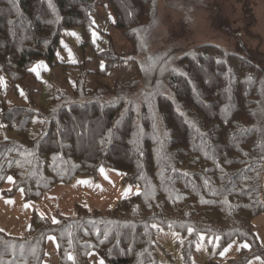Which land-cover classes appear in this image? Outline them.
<instances>
[{"label": "trees", "instance_id": "16d2710c", "mask_svg": "<svg viewBox=\"0 0 264 264\" xmlns=\"http://www.w3.org/2000/svg\"><path fill=\"white\" fill-rule=\"evenodd\" d=\"M99 2L0 0L1 41L13 38L15 29L22 44L30 42V33L49 42L43 52L22 48L16 61L10 58L13 64L1 63L0 70L14 80L34 56L52 62L63 29L80 28L92 45ZM157 2L108 0L113 24L133 50L118 53L111 45L95 50L105 67L95 71L93 89L84 86L83 69L76 85L58 90L47 110L13 107L0 114V123L18 132V138L0 140V191L22 188L26 200L37 199L102 166L121 172L139 191L107 212L78 207L76 217L63 215L56 223L34 212L25 235L0 231V261L44 264L47 238L55 235L62 264H89L92 250L110 264H172L157 256L155 225L184 237L187 264L202 234L219 237L220 247L236 238L251 243V249L221 264L264 258L253 223L264 212V66L213 42L146 55L143 41ZM122 61L133 62L136 77L103 83ZM36 115L42 126L33 138L28 129ZM10 175L12 189L3 191ZM205 264L220 263L213 258Z\"/></svg>", "mask_w": 264, "mask_h": 264}, {"label": "rangeland", "instance_id": "374dc122", "mask_svg": "<svg viewBox=\"0 0 264 264\" xmlns=\"http://www.w3.org/2000/svg\"><path fill=\"white\" fill-rule=\"evenodd\" d=\"M94 12V26L90 29L92 45L85 43L80 28L63 29L60 30V47L52 62L45 57L34 56L23 73L13 76L14 80L0 70V114L5 108L13 107H25L36 112L47 110L52 106L58 90H71L76 85L83 69L84 86L91 90L96 85L95 71L105 67V61H98L94 56L95 50L102 51L110 45L118 53L133 50L131 43L114 26L115 14L108 0H100ZM59 25L54 26L53 33ZM11 30L13 38L6 36L8 40H0V69L3 68L1 63L10 65L16 61L15 55L20 54L22 48L29 53H38L43 52L49 43L47 37L40 38L30 33L27 39L30 42L22 44L24 39H17L18 30ZM3 31H0V39L5 36ZM6 42L11 43L9 49L5 47ZM204 42H213L247 54L264 66V0H158L154 18L143 41L146 55L148 51L154 57L172 47H187ZM135 77L136 67L133 62L122 61L114 64L102 81L113 85L116 81H131ZM41 126L42 119L36 115L28 129L29 136L36 137L41 132ZM7 138H18V132L0 123V140ZM9 177L12 178V175ZM12 184L13 178L7 179L2 190L10 191ZM21 189L5 193L0 191V229L12 236L27 233L34 212L49 218L63 215L76 217L78 207L107 212L121 199L138 192L140 187L125 180L118 170L102 166L94 173L78 175L69 182L52 186L37 199L26 200ZM253 223L258 245L264 249V212L254 217ZM155 230L158 258L172 264H187V255L183 253L184 237L175 230L157 225ZM201 236L203 240L199 238L197 241L188 264H205L213 258L221 264L239 256L245 248L244 244L249 246L247 250L252 246L250 242L236 238L220 247L216 238L208 234ZM69 255L73 257L72 252H68L67 258ZM87 259L89 264H101V261L110 264L96 250L90 251ZM44 264H62L55 235L47 238ZM247 264H264V258L252 256Z\"/></svg>", "mask_w": 264, "mask_h": 264}, {"label": "snow or ice", "instance_id": "6c2138e0", "mask_svg": "<svg viewBox=\"0 0 264 264\" xmlns=\"http://www.w3.org/2000/svg\"><path fill=\"white\" fill-rule=\"evenodd\" d=\"M72 35H75V34L73 33ZM32 71H35V69H32ZM8 179L11 180L12 178L11 177H8ZM21 191H23V189H21ZM53 223H56L55 219H53ZM0 231H2V230H0ZM191 231H192V229H189V232H191ZM200 238H201V240H203V236H201ZM50 239H53L54 240L55 238L54 237H50ZM216 239H217V241H219V237H217ZM243 247L247 248L249 246L247 244H244ZM223 254L224 253L222 252L221 255H223ZM68 258L69 259H73V257L71 255H69ZM0 264H7V262L0 261ZM101 264H103L102 261H101Z\"/></svg>", "mask_w": 264, "mask_h": 264}, {"label": "crops", "instance_id": "0c3cea01", "mask_svg": "<svg viewBox=\"0 0 264 264\" xmlns=\"http://www.w3.org/2000/svg\"><path fill=\"white\" fill-rule=\"evenodd\" d=\"M12 178H13V176H12ZM13 183H14V178H13ZM13 185V184H12ZM42 215V214H41ZM44 216V215H43ZM51 219H55V218H51ZM58 253H59V250H58ZM45 260V259H44Z\"/></svg>", "mask_w": 264, "mask_h": 264}]
</instances>
